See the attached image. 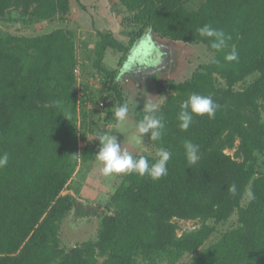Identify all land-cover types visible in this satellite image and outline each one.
Here are the masks:
<instances>
[{"label":"trees","instance_id":"trees-1","mask_svg":"<svg viewBox=\"0 0 264 264\" xmlns=\"http://www.w3.org/2000/svg\"><path fill=\"white\" fill-rule=\"evenodd\" d=\"M108 1L119 10L126 39L96 31L80 63L77 34L68 25L23 34L0 26V153L10 156L0 169V264H264V0H199L196 8L190 0ZM71 10L72 0H0V23L30 29ZM205 24L232 37L223 52L197 32ZM148 27L172 42L200 44L210 57L181 80L157 83L164 88L159 94L167 91L156 105L165 129L160 141H151L150 132L147 138L157 151L172 153L168 174L159 180L114 174L107 203L97 205L65 191L79 163L97 154L95 145H80L79 120L86 104L97 101L88 86L79 94L76 70L102 76L120 106L126 98L114 82L118 68L106 65L105 52H119L121 63ZM233 45L238 60L227 62ZM193 93L220 107L211 120L194 114L181 131L180 103ZM184 141L199 145L194 165ZM131 154L150 165L158 159ZM233 184L235 195L228 191ZM72 211L93 215L98 226L94 237L64 246L61 228ZM232 216L236 224L219 232ZM178 220L195 224L178 231Z\"/></svg>","mask_w":264,"mask_h":264},{"label":"rangeland","instance_id":"rangeland-1","mask_svg":"<svg viewBox=\"0 0 264 264\" xmlns=\"http://www.w3.org/2000/svg\"><path fill=\"white\" fill-rule=\"evenodd\" d=\"M89 6V10L82 8L79 3L72 0L71 13L65 18L55 17L53 20L47 23H41L34 28L25 29L19 23H0V26L6 28L13 33H31V32H45L49 29L68 25L70 28L75 29L77 34V52L78 62L85 58L84 53L86 47L84 46L88 40L93 39L96 31L111 30V32L118 33L121 30L119 22V10L116 9V5L112 4L108 0H82ZM95 3V4H94ZM199 0H190L189 6L196 8L199 4ZM95 5V8L92 6ZM97 9V10H96ZM115 11V12H114ZM97 12V13H94ZM97 15V17L95 16ZM102 18H101V17ZM122 32V31H121ZM172 44V42L170 41ZM177 47H173L175 55L173 57V69L171 70V76L175 77V80H181L191 73V70L198 64L205 62L209 59V51L200 44H188L184 42H173ZM104 61L107 66L116 69L121 66L120 56L108 49L105 54ZM80 63V62H79ZM85 71V70H84ZM78 73V91L81 93L82 87L85 85L91 92L92 99L97 101L96 103L86 104L87 116L83 122L79 120L80 127V145L87 143L93 144L96 147L97 153L100 148V142L95 135L97 131L109 132L117 137V142L120 143L121 149L129 152H143L149 155H157V150L147 138V133L142 135L136 130L138 121L134 119V113L140 106V102L143 104L157 105L162 102L167 96V91L164 94L157 96L155 83L152 80H145L142 82L139 90L134 87L133 84L125 83L124 85V97L129 107V112L124 122H117L114 118V110L119 106L118 98L115 94L105 85L101 84L102 76L92 78L91 74L83 73L80 68L77 69ZM169 77V76H167ZM149 97L145 101V97L140 96L141 91L145 92ZM153 89V90H152ZM153 94V95H151ZM146 106V105H145ZM233 154V149L227 150ZM103 164L96 160L84 162L81 161L74 173L73 177L67 184L65 191L73 192L78 196H84L91 202L97 205L103 206L108 201L109 191L112 188L114 181V175L104 176L102 174ZM248 199L245 196V201ZM92 216V215H90ZM85 217L84 220H76L75 216L64 219L61 228V239L64 246H70L76 242L94 237L98 226L97 220H89V217ZM179 230L194 226V220H178ZM236 224L235 216L230 217L225 223L218 225V231H223ZM219 237V233H215L211 239L214 240ZM187 259H185L186 261ZM176 264H185L183 260L178 261Z\"/></svg>","mask_w":264,"mask_h":264},{"label":"clouds","instance_id":"clouds-1","mask_svg":"<svg viewBox=\"0 0 264 264\" xmlns=\"http://www.w3.org/2000/svg\"><path fill=\"white\" fill-rule=\"evenodd\" d=\"M197 32L202 38L210 42L211 49L217 53L223 52L229 47V41L232 37L226 34L222 29L212 27L210 24H205L197 29ZM162 56L159 57L157 65L162 63ZM224 59L227 62L237 61L238 52L233 45L231 51L225 53ZM212 63H219L214 58ZM220 105L215 103L211 96H203L199 94H191L187 100L180 103V111L177 119L181 131H187L194 121V114L207 117L211 120L215 118L216 111ZM145 115L136 125V130L142 138L143 134L150 132L151 141H160L162 139L165 123L163 117L158 115V107L153 104H148L145 108ZM129 107L127 103H122L114 110V118L117 122H124L128 116ZM95 138L100 142V148L96 154V159L103 164L102 174L104 176H112L114 174L129 175L136 173L139 176L147 174L152 180H159L168 174L167 163L171 158L172 153L161 147L157 151L158 159L153 164H149L148 159L144 156L138 159L134 158L129 152L122 150L120 143L117 142V137L109 132L97 131ZM186 159L189 165H194L200 159L199 145L191 141H184ZM10 156L7 152L0 153V169L5 168L9 164ZM229 193L236 194V185L233 184L228 188Z\"/></svg>","mask_w":264,"mask_h":264},{"label":"water","instance_id":"water-1","mask_svg":"<svg viewBox=\"0 0 264 264\" xmlns=\"http://www.w3.org/2000/svg\"><path fill=\"white\" fill-rule=\"evenodd\" d=\"M173 47H175L173 42L171 44L168 39H158L152 27H148L140 37L134 40L125 54L114 82L121 87H124L125 83L133 84L139 90L142 82L151 80L152 76L159 80L170 77L175 55ZM160 56H162V63L157 65Z\"/></svg>","mask_w":264,"mask_h":264},{"label":"flooded vegetation","instance_id":"flooded-vegetation-1","mask_svg":"<svg viewBox=\"0 0 264 264\" xmlns=\"http://www.w3.org/2000/svg\"><path fill=\"white\" fill-rule=\"evenodd\" d=\"M156 37H158V39H163V38H161V37H159V36H157L156 35ZM165 39V38H164ZM176 47V46H175ZM174 50V49H173ZM169 79H176L175 77H173V76H171V77H165V78H163V79H157L155 76H152V81H154V83H155V88H156V90H154V91H156V93H157V96H160L161 94H159L158 93V89H162V90H164V88L162 87V86H158L157 85V83L160 81V83H163V84H166V81L167 80H169ZM123 88V91L125 90V88L124 87H122ZM153 90V89H152ZM140 93V96L141 97H139V98H142V96L143 97H145L146 99H145V101H147L148 99H149V97H154V96H149L148 94H147V91H146V89H145V92H143V91H141V92H139ZM151 95H153V94H151ZM140 103H143L142 101L140 102ZM140 106H143V104L142 105H140ZM147 106V105H146ZM85 200H83V202H84ZM72 215H74V212L72 211V212H70L67 216H66V218L65 219H67V218H69V217H71ZM75 216V215H74ZM88 216H90V215H84V216H82V217H76L75 216V218H76V220H84V219H86L85 217H87L88 218ZM90 218L92 219V218H95L93 215L92 216H90Z\"/></svg>","mask_w":264,"mask_h":264},{"label":"crops","instance_id":"crops-1","mask_svg":"<svg viewBox=\"0 0 264 264\" xmlns=\"http://www.w3.org/2000/svg\"><path fill=\"white\" fill-rule=\"evenodd\" d=\"M94 13H97V12H94ZM96 17H97V15H95ZM101 17V16H100ZM102 18V17H101ZM119 22H120V20H119ZM122 27H121V30H119L118 31V33H115L114 35L115 36H117L119 39H126V36H125V34H123V33H121V31H122ZM109 31H111V30H109ZM111 50V49H110ZM112 52H114V53H116L117 55L119 54V56L121 55L119 52H115V51H113V50H111ZM108 52V50L105 52V54ZM105 59H106V56H105ZM143 103H140V105H142Z\"/></svg>","mask_w":264,"mask_h":264}]
</instances>
